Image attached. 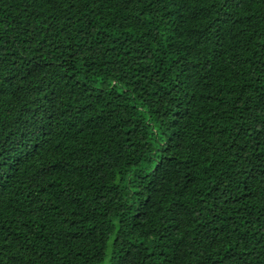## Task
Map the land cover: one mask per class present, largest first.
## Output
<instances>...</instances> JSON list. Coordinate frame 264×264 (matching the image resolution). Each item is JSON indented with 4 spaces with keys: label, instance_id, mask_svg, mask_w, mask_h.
Here are the masks:
<instances>
[{
    "label": "trees",
    "instance_id": "obj_1",
    "mask_svg": "<svg viewBox=\"0 0 264 264\" xmlns=\"http://www.w3.org/2000/svg\"><path fill=\"white\" fill-rule=\"evenodd\" d=\"M264 264V0H0V264Z\"/></svg>",
    "mask_w": 264,
    "mask_h": 264
},
{
    "label": "rangeland",
    "instance_id": "obj_2",
    "mask_svg": "<svg viewBox=\"0 0 264 264\" xmlns=\"http://www.w3.org/2000/svg\"><path fill=\"white\" fill-rule=\"evenodd\" d=\"M104 264H108L107 262H105Z\"/></svg>",
    "mask_w": 264,
    "mask_h": 264
}]
</instances>
